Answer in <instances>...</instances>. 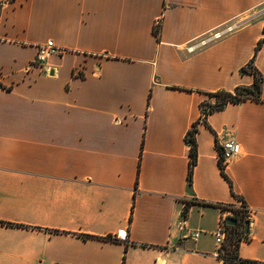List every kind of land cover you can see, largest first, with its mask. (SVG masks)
Wrapping results in <instances>:
<instances>
[{
    "label": "crops",
    "instance_id": "crops-1",
    "mask_svg": "<svg viewBox=\"0 0 264 264\" xmlns=\"http://www.w3.org/2000/svg\"><path fill=\"white\" fill-rule=\"evenodd\" d=\"M46 40L60 51L38 64ZM252 58L259 99L202 116L252 85ZM235 210L231 264H264V0L0 2V264H224Z\"/></svg>",
    "mask_w": 264,
    "mask_h": 264
},
{
    "label": "trees",
    "instance_id": "trees-1",
    "mask_svg": "<svg viewBox=\"0 0 264 264\" xmlns=\"http://www.w3.org/2000/svg\"><path fill=\"white\" fill-rule=\"evenodd\" d=\"M158 21H159V25L153 30L155 35L157 36L159 34V29L161 26L160 19ZM260 43L261 41L258 42L255 52L258 49ZM240 70L241 71L248 70L253 75L252 85L236 87L233 92L219 90L216 92L209 93V96H213L215 100L213 102L211 101L201 102L200 109H201L202 116H205L206 114L210 113L213 110L222 108L228 102H239L241 100L248 99V98L255 99V100L259 99V90H260V83L262 80V75L253 66V58ZM194 132H195V126L193 125V127L189 129V131L187 132L185 136V140L189 144V155H190V163H189V169L187 173L188 181H190L191 179L192 167L196 160V145H195V139H194ZM219 167L221 168V172L225 175V173L223 172L224 163H223V159L221 156V148H219ZM238 216H240V218ZM233 218L236 220V222L232 225H227L228 235L225 238V242L222 246L223 253L222 255H220L223 259L224 264H231V263L239 261L236 250H237L239 241L246 237V233H244V230H243V224L247 219L244 218L243 213H239L238 210H235ZM231 232L234 235L233 238L229 237ZM105 238H111V237L106 236Z\"/></svg>",
    "mask_w": 264,
    "mask_h": 264
},
{
    "label": "built area",
    "instance_id": "built-area-1",
    "mask_svg": "<svg viewBox=\"0 0 264 264\" xmlns=\"http://www.w3.org/2000/svg\"><path fill=\"white\" fill-rule=\"evenodd\" d=\"M9 0H0L1 3H5ZM159 25V21H155L154 23V28H156ZM231 27H227L226 29L222 31H216L212 34L213 38H217L220 36V34ZM208 39H203L200 41V43H204ZM60 49L54 45L52 40H46L43 43H40L36 46V53H35V61L38 64H41L44 62L51 54L58 53ZM221 148V156L223 159V162L232 159L235 155H237L240 152V145L237 143L233 138L226 139L222 141L220 144ZM242 205V202H240ZM200 233V230H195L190 232V236L194 239L198 237ZM228 235V227L227 224L225 223V218H222L215 231H214V239H215V244H216V250L213 252L214 256L222 258L220 255L223 253V244L225 242V238ZM123 236V235H122Z\"/></svg>",
    "mask_w": 264,
    "mask_h": 264
},
{
    "label": "water",
    "instance_id": "water-1",
    "mask_svg": "<svg viewBox=\"0 0 264 264\" xmlns=\"http://www.w3.org/2000/svg\"><path fill=\"white\" fill-rule=\"evenodd\" d=\"M235 222H236V220H235L232 216H228V217L225 218V223H226L227 225H232V224H234ZM248 224H249L248 220H246V221L244 222V224H243V230H244V233H247V230H248Z\"/></svg>",
    "mask_w": 264,
    "mask_h": 264
},
{
    "label": "rangeland",
    "instance_id": "rangeland-1",
    "mask_svg": "<svg viewBox=\"0 0 264 264\" xmlns=\"http://www.w3.org/2000/svg\"><path fill=\"white\" fill-rule=\"evenodd\" d=\"M230 238H233L234 237V235H233V233L231 232V234H230V236H229Z\"/></svg>",
    "mask_w": 264,
    "mask_h": 264
}]
</instances>
